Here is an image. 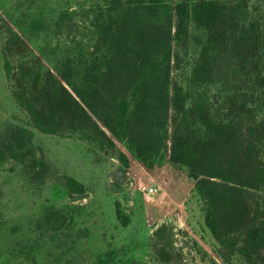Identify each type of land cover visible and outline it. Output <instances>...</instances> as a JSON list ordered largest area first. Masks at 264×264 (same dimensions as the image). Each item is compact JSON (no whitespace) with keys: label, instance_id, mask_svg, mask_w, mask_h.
Instances as JSON below:
<instances>
[{"label":"rangeland","instance_id":"374dc122","mask_svg":"<svg viewBox=\"0 0 264 264\" xmlns=\"http://www.w3.org/2000/svg\"><path fill=\"white\" fill-rule=\"evenodd\" d=\"M178 1L164 0L170 18L163 15L148 31L158 47L162 32L174 35L172 10ZM216 1L239 3L245 22L257 21L264 32V0ZM97 2L45 0L43 24L33 29L27 26L32 0H0V148L11 140L15 144L12 134L23 127L32 132L33 152L24 161L8 155L0 158V264H248L236 253L228 261L221 258L222 249L205 223L207 207L190 174L203 176L199 169L172 159V135L184 127H177L171 106L159 150L146 156L139 155L134 145L111 137L95 117L113 144L98 131L73 129L67 124L71 115L55 133L40 132L23 111L26 100L48 107L44 87L52 77L69 92L66 81L77 84L93 78L105 99L128 96L130 90L116 78L107 82L109 69L96 57L97 47L104 51L91 23ZM188 30L182 43H171V93L176 86L186 87L194 58L202 49L194 37L202 36L203 30L192 21ZM14 33L21 40L17 45L11 43ZM149 50L159 52L154 44ZM5 57L11 65L9 75L3 67ZM224 64L221 73L201 88L218 117H234L233 111L227 115L226 110L235 104L247 110L239 120L242 129L257 120L261 123L263 138L252 155L264 167V80L258 88L243 81L249 93L248 87H254L251 99L233 87L238 82H230L229 90L221 92L227 76L223 70L231 68L230 63ZM258 65L264 77V54ZM257 101L262 102L261 108ZM190 104L189 99L186 106ZM53 112L58 117L59 112ZM153 124V133L163 134L161 125L155 120ZM181 132L193 139L205 134L199 123ZM251 192L264 199V182ZM257 260L264 264V250Z\"/></svg>","mask_w":264,"mask_h":264},{"label":"trees","instance_id":"16d2710c","mask_svg":"<svg viewBox=\"0 0 264 264\" xmlns=\"http://www.w3.org/2000/svg\"><path fill=\"white\" fill-rule=\"evenodd\" d=\"M44 2L32 0L34 7L27 17L28 27L42 26ZM240 8L239 3L180 0L172 10L176 19L174 35L162 32V45L158 47L148 31L156 27L153 23L163 15L168 14L170 18L169 5L164 0H99L92 8L91 23L104 51L97 47L96 57L109 69L107 82L116 78L128 87V96L105 99L93 78L77 84L66 81L69 92L52 77L53 81L44 87L48 107L39 108L34 100H26L22 109L40 132L55 133L60 124L67 123L66 116L71 115V122L67 124L73 129L83 133L98 131L104 140L113 144L95 117L111 137L134 145L139 155L146 156L150 151L159 150L171 106L176 113L177 127H184L172 135V159L199 169L203 176L190 174L196 192L207 207L205 223L222 249L221 258L228 261L236 253L248 264H261L257 255L264 250V199L256 198L251 190L264 182V167L252 155L257 141L263 138V127L257 120L242 129L239 120L247 110L235 104L226 110L227 115L233 111L234 117H218L209 96L201 88L221 73L224 63H230L231 68L223 70L227 76L222 81L221 92L230 87V82H238L233 87L251 99L254 87H248L249 93L245 86L251 83L258 88L264 80L258 65L264 54V32L257 21L246 23ZM60 15L63 18L64 12ZM191 21L203 30L202 36L194 37L202 49L194 58L186 87L176 86L171 93L168 74L171 43L179 44L187 38ZM20 41L14 33L11 43L17 45ZM151 44L159 48L158 54L151 53ZM3 67L9 75L11 65L6 57ZM189 99L191 104L186 106ZM257 102L261 108L262 102ZM53 110L59 112L58 117ZM153 119L161 125L163 134L153 133ZM198 123L205 131L204 136L193 139L181 132ZM12 137L15 144L11 140L0 148V158L8 155L24 161L33 157L31 131L21 127ZM119 156L123 166H127L124 154Z\"/></svg>","mask_w":264,"mask_h":264},{"label":"built area","instance_id":"2783aa9c","mask_svg":"<svg viewBox=\"0 0 264 264\" xmlns=\"http://www.w3.org/2000/svg\"><path fill=\"white\" fill-rule=\"evenodd\" d=\"M152 191H153V188H149V189H148V192H152Z\"/></svg>","mask_w":264,"mask_h":264}]
</instances>
